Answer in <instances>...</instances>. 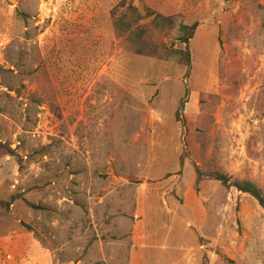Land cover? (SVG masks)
Instances as JSON below:
<instances>
[{"label": "rangeland", "instance_id": "rangeland-1", "mask_svg": "<svg viewBox=\"0 0 264 264\" xmlns=\"http://www.w3.org/2000/svg\"><path fill=\"white\" fill-rule=\"evenodd\" d=\"M119 0H0V264H264V0H130L197 23L130 53Z\"/></svg>", "mask_w": 264, "mask_h": 264}, {"label": "trees", "instance_id": "trees-1", "mask_svg": "<svg viewBox=\"0 0 264 264\" xmlns=\"http://www.w3.org/2000/svg\"><path fill=\"white\" fill-rule=\"evenodd\" d=\"M114 34L123 48L132 54L159 60H174L190 67L189 41L194 35L197 23L185 24L176 15H163L149 7L143 11L130 0H119L111 11ZM0 151L21 158L14 149L0 143ZM224 186H232L252 197L264 211V191L249 180L231 179L227 175L212 171L209 173ZM10 201H0L8 207Z\"/></svg>", "mask_w": 264, "mask_h": 264}]
</instances>
